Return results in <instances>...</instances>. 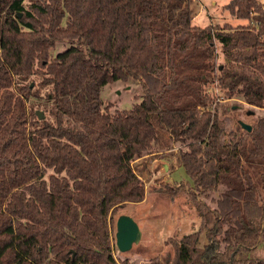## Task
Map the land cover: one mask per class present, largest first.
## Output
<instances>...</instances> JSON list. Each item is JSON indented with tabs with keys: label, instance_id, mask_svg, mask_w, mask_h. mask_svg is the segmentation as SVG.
I'll return each mask as SVG.
<instances>
[{
	"label": "trees",
	"instance_id": "obj_1",
	"mask_svg": "<svg viewBox=\"0 0 264 264\" xmlns=\"http://www.w3.org/2000/svg\"><path fill=\"white\" fill-rule=\"evenodd\" d=\"M225 8L248 23L192 24L190 0H0V264H130L111 215L164 153L192 182L156 191L202 221L149 264H264V115L228 130L208 92L264 110V1ZM119 80L143 87L128 110L100 99Z\"/></svg>",
	"mask_w": 264,
	"mask_h": 264
},
{
	"label": "rangeland",
	"instance_id": "obj_2",
	"mask_svg": "<svg viewBox=\"0 0 264 264\" xmlns=\"http://www.w3.org/2000/svg\"><path fill=\"white\" fill-rule=\"evenodd\" d=\"M193 14L192 24L205 26H224L230 23L233 27L244 25L248 20L238 19L230 14L226 4L231 0H190ZM260 1V0H259ZM264 1V0H261ZM62 47L53 50L55 54ZM218 63L224 62L220 45H217ZM34 79H37L34 77ZM208 92L217 97V101L222 102L227 108L223 116L230 118L228 130H236L241 123L251 126L257 121L259 116L264 115V110L252 107L247 102L237 99L224 100L222 90L216 85H211ZM144 91L140 82L130 80L127 82L114 81L103 87L100 94L102 105L105 108L128 110L142 100ZM214 104L210 109H214ZM41 111V110H39ZM222 109L219 113H222ZM38 112V111H37ZM43 118L45 113L41 111ZM178 145L174 146L177 151ZM173 165V167H171ZM176 165V164H175ZM174 160L169 154L164 153L161 158L151 161L149 170L151 178L147 182V193L142 202H130L117 207L111 215V240L113 242V255L120 259H128L130 264H149L152 260L165 261L174 257V241L182 239V236L197 231L201 225L200 213L192 202L189 195L181 192L177 196L171 197L168 192L160 193L156 190L169 183L170 187H175L180 182L191 184L192 180L182 167H176ZM153 187V188H152ZM188 189H191L188 187ZM197 196V195H196ZM200 196H198L199 198ZM199 199H202L201 197ZM120 215H127L138 223L140 230L139 241L133 243L131 249L120 252L115 239L117 231L116 220ZM256 257H264V250L259 248L255 251ZM122 261V260H120Z\"/></svg>",
	"mask_w": 264,
	"mask_h": 264
},
{
	"label": "water",
	"instance_id": "obj_3",
	"mask_svg": "<svg viewBox=\"0 0 264 264\" xmlns=\"http://www.w3.org/2000/svg\"><path fill=\"white\" fill-rule=\"evenodd\" d=\"M21 17V14H19ZM40 119H43V114L41 111H38ZM242 127L245 130L250 131L252 126L250 124L241 123ZM117 231L115 234L116 244L120 252L129 251L133 245L139 241L140 230L138 223L134 219L127 215H120L117 220Z\"/></svg>",
	"mask_w": 264,
	"mask_h": 264
}]
</instances>
